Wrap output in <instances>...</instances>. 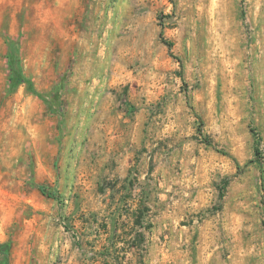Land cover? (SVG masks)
<instances>
[{"label":"rangeland","instance_id":"1","mask_svg":"<svg viewBox=\"0 0 264 264\" xmlns=\"http://www.w3.org/2000/svg\"><path fill=\"white\" fill-rule=\"evenodd\" d=\"M0 264H264V0H0Z\"/></svg>","mask_w":264,"mask_h":264},{"label":"trees","instance_id":"2","mask_svg":"<svg viewBox=\"0 0 264 264\" xmlns=\"http://www.w3.org/2000/svg\"><path fill=\"white\" fill-rule=\"evenodd\" d=\"M8 52H7V60H8V69H9V84L11 87L16 88L22 83H27L32 90L33 83L32 81L26 77L23 69L22 58H21V47L20 42L11 36L8 37ZM171 46V43H170ZM49 103L52 100L47 99Z\"/></svg>","mask_w":264,"mask_h":264}]
</instances>
